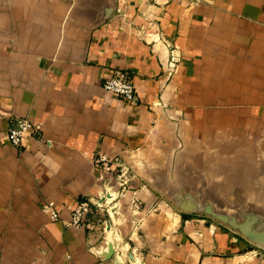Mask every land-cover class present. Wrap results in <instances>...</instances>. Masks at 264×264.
I'll return each mask as SVG.
<instances>
[{
    "label": "crops",
    "instance_id": "0c3cea01",
    "mask_svg": "<svg viewBox=\"0 0 264 264\" xmlns=\"http://www.w3.org/2000/svg\"><path fill=\"white\" fill-rule=\"evenodd\" d=\"M115 69L135 102L103 89ZM16 117L40 125L21 146ZM81 200L79 227L43 210ZM114 258L264 264V0H0V264Z\"/></svg>",
    "mask_w": 264,
    "mask_h": 264
},
{
    "label": "built area",
    "instance_id": "2783aa9c",
    "mask_svg": "<svg viewBox=\"0 0 264 264\" xmlns=\"http://www.w3.org/2000/svg\"><path fill=\"white\" fill-rule=\"evenodd\" d=\"M178 57L171 50L168 59L163 64L164 70L172 73L176 69ZM102 87L106 92L113 93L122 99L130 102L136 101V91L134 82L127 70L115 69L110 75L106 76L102 81ZM40 125L33 123L27 118L16 117L12 119L8 126V137L11 144L21 146L26 132H38ZM93 167L100 173L116 174L115 178L122 177L129 172V167L123 163L120 157L109 155L107 153H99L93 157ZM112 177V176H111ZM90 200H81L71 208L68 219L61 218L59 212L50 204L43 206V210L48 212L50 217L54 220H61L67 225L82 226L85 222V217L90 209Z\"/></svg>",
    "mask_w": 264,
    "mask_h": 264
},
{
    "label": "water",
    "instance_id": "95a60500",
    "mask_svg": "<svg viewBox=\"0 0 264 264\" xmlns=\"http://www.w3.org/2000/svg\"><path fill=\"white\" fill-rule=\"evenodd\" d=\"M179 206L185 210V211H195V209L197 210H201L202 212H205V213H209L211 215H213L216 219H218L219 221L221 222H224L228 225H231L232 227H235V228H238L240 230H242L246 235H251L249 230L243 226V225H240L239 223L236 222V219L226 213H222L220 211H214L211 207L210 204H204L201 208L195 206V204H192L190 202H179L178 203ZM195 206V207H194ZM112 248H113V245L112 243H109L108 244V249L107 251L105 252L106 256L107 257H110V255L112 254ZM114 261L116 264H123L119 259L117 258H114Z\"/></svg>",
    "mask_w": 264,
    "mask_h": 264
},
{
    "label": "rangeland",
    "instance_id": "374dc122",
    "mask_svg": "<svg viewBox=\"0 0 264 264\" xmlns=\"http://www.w3.org/2000/svg\"><path fill=\"white\" fill-rule=\"evenodd\" d=\"M123 161V160H122ZM130 173H131V171H130V169H129V172L126 174V175H124V176H122V177H129L130 176ZM106 174V173H105ZM109 175H110V173H108ZM110 176H112V177H116L117 175L116 174H113V175H110ZM50 204V203H49Z\"/></svg>",
    "mask_w": 264,
    "mask_h": 264
}]
</instances>
